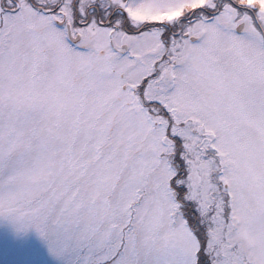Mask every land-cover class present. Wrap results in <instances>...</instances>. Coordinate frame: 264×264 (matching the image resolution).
Returning <instances> with one entry per match:
<instances>
[{"label": "snow or ice", "instance_id": "snow-or-ice-1", "mask_svg": "<svg viewBox=\"0 0 264 264\" xmlns=\"http://www.w3.org/2000/svg\"><path fill=\"white\" fill-rule=\"evenodd\" d=\"M0 264H264V0H0Z\"/></svg>", "mask_w": 264, "mask_h": 264}]
</instances>
